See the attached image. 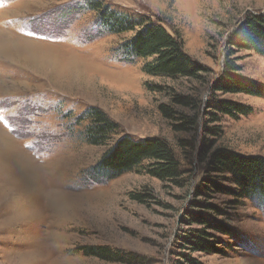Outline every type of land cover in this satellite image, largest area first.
<instances>
[{
	"label": "rangeland",
	"instance_id": "rangeland-1",
	"mask_svg": "<svg viewBox=\"0 0 264 264\" xmlns=\"http://www.w3.org/2000/svg\"><path fill=\"white\" fill-rule=\"evenodd\" d=\"M92 2L177 32L204 70L197 79L145 74V60L121 49L133 33L108 31ZM256 14L264 0H0V264H264V198L233 195L207 168L216 148L264 157V97L211 89L226 60L264 85V56L229 46ZM170 93L200 100L196 112L174 106L182 117L197 113L187 130L175 131L178 121L158 109ZM218 100L251 110L206 114ZM90 106L118 124L105 144L83 135ZM124 135L169 141L181 165L176 179L98 169ZM198 235L213 248L198 246ZM90 246L128 258L84 254Z\"/></svg>",
	"mask_w": 264,
	"mask_h": 264
},
{
	"label": "trees",
	"instance_id": "trees-1",
	"mask_svg": "<svg viewBox=\"0 0 264 264\" xmlns=\"http://www.w3.org/2000/svg\"><path fill=\"white\" fill-rule=\"evenodd\" d=\"M97 2H92L91 7L99 10L101 23L111 33L132 32L133 35L124 41L121 46L128 59L142 58L144 63L142 71L153 77H186L197 79L204 66L196 61L183 48V40L177 32H169L158 21L146 17H132L128 14L102 9ZM230 48L233 46L251 49L264 56V14L250 15L243 21V27L234 38L230 39ZM148 59V60H147ZM236 65L229 60L224 63L221 77L214 82L211 89L214 91L243 92L254 96L264 97V85L250 80H244L236 75ZM154 87H156L154 85ZM149 90H154L148 85ZM170 103L159 104L158 109L162 116L168 120H177L173 123L175 131L187 130L197 121V113L191 116L179 115L174 106L188 107L195 112L199 109L200 100L187 94L170 93ZM212 111L206 114L214 116L217 111L226 114H247L250 107L237 102L218 100ZM207 111V110H206ZM88 119L83 130L85 140L90 144H105L118 130V124L98 107L90 106L82 115ZM182 117V119H181ZM211 128V127H210ZM207 168L215 172L217 179H224L230 186L228 190L236 196L246 198H264V157L261 155H244L228 148H216L208 156ZM98 169L114 177L125 171L142 168L148 175L160 180H175L181 165L173 146L162 137L133 139L127 135L121 136L108 147L98 161ZM211 184L218 190L225 188L222 181L207 177ZM208 187V185H202ZM140 200L141 193L133 195ZM219 210V209H217ZM210 223L212 228L229 232L226 224L212 219H202ZM208 237L211 233L204 232ZM195 241L203 248H213L206 236H197ZM209 241V246L204 241ZM194 242V243H195ZM208 244V243H207ZM207 246V247H206ZM84 254L95 255L99 258L125 262L126 255L114 252L102 246L81 248Z\"/></svg>",
	"mask_w": 264,
	"mask_h": 264
}]
</instances>
